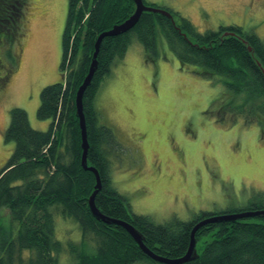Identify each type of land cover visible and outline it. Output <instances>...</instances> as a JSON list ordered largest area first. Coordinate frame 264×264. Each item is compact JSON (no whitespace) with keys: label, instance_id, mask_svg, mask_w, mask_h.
<instances>
[{"label":"trees","instance_id":"1","mask_svg":"<svg viewBox=\"0 0 264 264\" xmlns=\"http://www.w3.org/2000/svg\"><path fill=\"white\" fill-rule=\"evenodd\" d=\"M27 1L0 0V42H11L18 34L21 9ZM134 10L131 0H68L60 79L42 88L36 111L38 120L50 122L49 128L32 130L25 111L13 108L3 134L4 142L13 143L14 149L0 170V211L9 212L8 223L0 216V264H59L63 254L69 256V264H157L142 253L125 229L92 216L88 203L96 180L81 166L74 101L89 71L96 39L124 23ZM169 12L172 22L146 12L125 34L104 38L96 56L97 69L82 97V112L89 144L86 165L100 177L95 208L106 218L135 228L145 248L155 255L179 259L188 251L190 233L199 221L262 210L264 205L251 202L245 208L200 213L188 222L171 219L165 224L133 215L125 197L111 185L108 156L116 143L113 132L97 122L93 105L98 88L133 41L142 46L147 62L157 60L159 28L182 67L194 66L202 77L222 78L226 96L215 113L219 121L228 124L241 119L246 125L264 126V41L233 26L199 34L190 21ZM59 216L78 225L79 243L64 245L56 239L54 219ZM209 235L210 242L186 264H264V217L209 224L195 233L196 244Z\"/></svg>","mask_w":264,"mask_h":264},{"label":"rangeland","instance_id":"2","mask_svg":"<svg viewBox=\"0 0 264 264\" xmlns=\"http://www.w3.org/2000/svg\"><path fill=\"white\" fill-rule=\"evenodd\" d=\"M143 2L190 21L199 34L233 26L264 41V0ZM67 12L68 0H28L18 34L0 42V170L14 149L3 136L11 109L24 110L32 130L49 128L36 111L42 88L60 79ZM156 33L158 59L147 62L142 46L133 41L94 99L98 125L109 128L116 143L108 156L111 185L133 215L154 224L188 222L200 213L241 209L251 202L264 205V126L219 121L215 113L226 96L222 78L182 67L159 28ZM0 216L8 223L6 209ZM54 221L59 242H80L73 220L59 216ZM211 239L201 238L196 252ZM66 258L60 255L58 263L69 264Z\"/></svg>","mask_w":264,"mask_h":264},{"label":"water","instance_id":"3","mask_svg":"<svg viewBox=\"0 0 264 264\" xmlns=\"http://www.w3.org/2000/svg\"><path fill=\"white\" fill-rule=\"evenodd\" d=\"M131 2H133L135 5L134 14L131 17H129L127 20H125V22L122 23L121 25H115L111 30L100 34L99 37L96 39L94 46H93L94 47V53L92 55L93 59L88 68L89 71L87 75L85 76L83 83L77 89V93L75 95V100H74L75 101V112H76V116H77L79 127H80V133H81V148H82L81 166L86 171L92 172L96 180L95 190L90 196L88 208H90V212L92 216L98 221H101V222L103 221L104 223L108 225L115 224L125 229L127 233L130 235L131 239H133L134 242H136V244L138 245L139 249H141L142 253L145 256H147L149 259L153 260L155 263L157 264H186L197 258L196 246H195L196 240H195L194 234L197 231H199L200 228L208 226L209 224H220L222 222H231V221L247 219V218L249 219L259 218V217L263 218L264 210L262 211L254 210L252 212H241V214H235V213L230 214V215L220 214V216H211L207 219L199 221V223L195 225V227L192 229L190 233L191 238H190V243H189V249L186 252V254L180 257L179 259H170V258L167 259L159 255H155L152 251L145 248L143 244V238L141 237L140 233L135 228H132L130 225H128L125 222H120L115 219L112 220V219L106 218L105 216L101 215L98 212L97 208H95L94 206L95 197L94 196L100 190V187H101L100 177L98 176L97 171L93 167H88V165H86L87 151H88L89 144L87 142L86 123H84V114L82 112L83 110L82 97H83V94L85 93V89L91 84L92 77L97 69L96 68L97 66L96 56L100 49L99 46L101 42L104 40V38L106 37L113 38L115 36L125 34L127 31L133 29L136 26L137 21L139 20L140 16L146 12H152L155 14L158 13L167 19L169 18L172 22V14L169 11H166L161 8H152V7L146 6L144 5V2H142V0H131Z\"/></svg>","mask_w":264,"mask_h":264}]
</instances>
